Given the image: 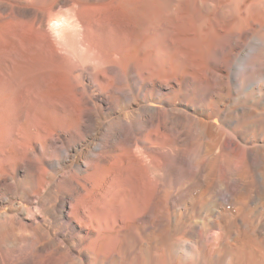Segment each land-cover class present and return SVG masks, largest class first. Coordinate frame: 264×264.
Here are the masks:
<instances>
[{
    "label": "bare ground",
    "instance_id": "1",
    "mask_svg": "<svg viewBox=\"0 0 264 264\" xmlns=\"http://www.w3.org/2000/svg\"><path fill=\"white\" fill-rule=\"evenodd\" d=\"M0 264H264V0H0Z\"/></svg>",
    "mask_w": 264,
    "mask_h": 264
}]
</instances>
